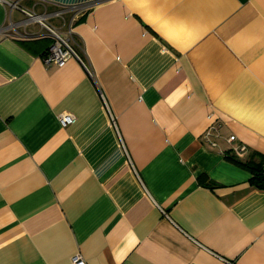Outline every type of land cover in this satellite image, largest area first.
I'll use <instances>...</instances> for the list:
<instances>
[{"label":"crops","instance_id":"1","mask_svg":"<svg viewBox=\"0 0 264 264\" xmlns=\"http://www.w3.org/2000/svg\"><path fill=\"white\" fill-rule=\"evenodd\" d=\"M10 1L0 264H264V188L224 153L236 134L264 156V0ZM23 8L72 28L93 72L45 62Z\"/></svg>","mask_w":264,"mask_h":264},{"label":"built area","instance_id":"2","mask_svg":"<svg viewBox=\"0 0 264 264\" xmlns=\"http://www.w3.org/2000/svg\"><path fill=\"white\" fill-rule=\"evenodd\" d=\"M9 5L14 6L16 2L6 0ZM26 16L22 20L24 23H30L32 21L40 22L41 25L46 29L48 34L52 37V41L44 53V60L47 63L54 62L60 66L64 65L70 58H76L80 62H82L87 70L92 73V69L85 63L79 49L76 47L73 39L72 28L69 30H61L56 25L48 22V14L37 13L35 9L32 8H23ZM16 22L12 19L9 20L7 26L10 28L14 27ZM113 121H115V116L112 114ZM60 121L63 125H66L70 122L75 121L76 116L72 112H62L59 116ZM220 135V129L218 124H214L210 126L205 131L206 139L212 145H218V141L215 139L216 136ZM237 136L236 134H231L228 137L229 142L232 144L231 151H224L226 156H229L231 153L236 154L237 156H243L249 151V147L247 144L240 142L235 143ZM74 264H87L85 259L81 256V254H75L73 257Z\"/></svg>","mask_w":264,"mask_h":264},{"label":"trees","instance_id":"3","mask_svg":"<svg viewBox=\"0 0 264 264\" xmlns=\"http://www.w3.org/2000/svg\"><path fill=\"white\" fill-rule=\"evenodd\" d=\"M229 156L248 167V169L253 173L251 181L256 186L264 188V156H262L259 160H253L252 158L245 159V157L237 156L234 153H231Z\"/></svg>","mask_w":264,"mask_h":264},{"label":"rangeland","instance_id":"4","mask_svg":"<svg viewBox=\"0 0 264 264\" xmlns=\"http://www.w3.org/2000/svg\"><path fill=\"white\" fill-rule=\"evenodd\" d=\"M36 12H37V13H40V14H43V13L48 14L49 16H48V20H47V21L50 22V23H52L53 25H56V24H54V23L51 21V19H50L51 13H50L49 11H46V10H45V11H37V10H36ZM56 26H57V25H56ZM57 27H59V26H57ZM59 28H60L61 30L64 31L63 28H61V27H59Z\"/></svg>","mask_w":264,"mask_h":264}]
</instances>
